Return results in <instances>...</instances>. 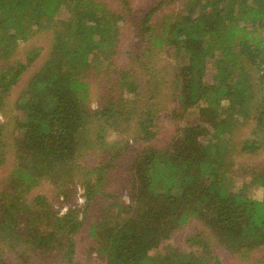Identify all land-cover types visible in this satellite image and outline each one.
Listing matches in <instances>:
<instances>
[{
  "label": "trees",
  "instance_id": "16d2710c",
  "mask_svg": "<svg viewBox=\"0 0 264 264\" xmlns=\"http://www.w3.org/2000/svg\"><path fill=\"white\" fill-rule=\"evenodd\" d=\"M64 5L70 14L59 19ZM100 6L84 0H0V61L10 58L18 41L27 42L39 32L52 35L48 58L27 79L16 100L21 112L17 155L6 186L2 187L4 178L0 181V264H8L4 251L22 259L21 264H30L32 257L45 262L52 253L72 263L73 237L83 226L84 211L69 207L60 212L52 209L45 196L37 195L29 202L28 194L44 178L75 177L74 164L82 152L102 140L101 135L95 141L84 135L101 115L106 117L97 128L104 130V126L118 125V117L130 122L138 111V84L126 80L128 74L120 77L122 91L111 106L102 114L89 109L88 69L99 60L111 64L121 19ZM159 6L146 12L142 33L148 43L155 40L154 45L181 55L176 101L186 111L183 114L196 108V116L181 127L170 150L149 146L132 161L127 216L100 230L92 223L88 235L97 238L102 264H221L217 258L211 262L175 248L156 256L150 252L192 218L202 221L231 253L243 255L264 248V166L251 170L250 183L263 189L262 199H255L244 192L247 184L234 187L235 171L227 161L237 149L253 153L258 148L248 141L234 144L231 139L239 124L236 118L247 121L253 115L258 85L262 102L252 119L264 131V0H187L158 37L147 35L152 28L144 27L145 22ZM249 26L258 29L250 31ZM39 54L40 49H34L25 62L0 70V111ZM155 107L150 104L139 117L144 142L156 136L150 119ZM4 126L0 123V167L5 161L1 152ZM88 184L87 205L95 196ZM107 197L114 196L107 193ZM115 205L125 208L119 202ZM188 240L207 253L200 233Z\"/></svg>",
  "mask_w": 264,
  "mask_h": 264
},
{
  "label": "rangeland",
  "instance_id": "374dc122",
  "mask_svg": "<svg viewBox=\"0 0 264 264\" xmlns=\"http://www.w3.org/2000/svg\"><path fill=\"white\" fill-rule=\"evenodd\" d=\"M84 1L100 3V10L110 9L121 17L118 21V43L116 52L111 55V64L108 65L106 60H99L94 63L93 68L88 69L86 79L90 82L89 109L92 112L102 111L100 113L102 114L104 109L111 106L112 99L118 97L122 91L120 77L123 74H128L130 77H125L126 80H132L138 84L139 95L136 103L138 111L130 122H124L121 117H118L115 120L118 125L104 126V130L97 128L103 124L102 119L106 117V115H101V118L96 120L95 126H89L84 135L92 141L96 140V136L101 135L102 140H96L91 143L92 147H88L82 152L77 160V165L74 164L75 177H63L62 180L44 178L40 185L28 194L29 202L33 201L37 195L45 196L51 203L52 209H60V212H65L69 207L84 211L81 214V217L84 216L83 226L80 232L73 237L75 252L72 263L61 259L59 254L52 253V257L45 262L32 257L30 264H102L103 258L97 251V238L88 235L90 225L93 223L100 230V227H104L108 222L111 225L127 216L124 211L131 203L129 191L132 187L131 176L133 175L130 166L132 161L149 146L170 150L181 127H184L189 120L196 116V108H189L188 113L183 114L186 111L181 107L180 102L176 101L180 90L175 85V77L178 67L183 63L181 55L154 45L155 40L148 43L147 36L142 33L141 29L143 27L142 19L146 12L160 5L144 25V27L151 26L152 28V31L147 35L153 34L158 37L164 24L173 21L175 15L184 9L187 0ZM69 14L68 6L64 5L58 18L64 19ZM247 28L252 31V29H258V26ZM51 36L49 32H39L35 33L27 42L18 41L10 58L7 61H0V70H2L17 61L25 62L29 52L40 49L38 58L23 74L0 111V123L5 124L2 133L5 145L1 148V152H4L3 155H5V161L0 167V181L2 178L5 180L2 182V187L7 184L17 155L15 144L16 138L19 136L18 121L21 119V112L15 107L16 100L24 89L27 79L48 58L52 43ZM155 86H157V91H153ZM261 88V85L255 87L254 93L257 102L253 103L251 111L253 115L247 121H244L243 117H237L239 124L234 127L231 136L234 144L248 141L258 148L253 153L240 152L237 149L227 159L230 169L235 171L233 172L234 187L239 188L243 184H247V191L244 192L255 199L263 197V189L250 183L251 170L253 168L260 170L264 166V131L262 132V126L255 124L252 119L256 114L254 109H259L262 102ZM156 92L155 100H151ZM153 103L156 104V107L152 110L150 119L153 123L151 130L156 132V136L153 140L144 142L141 140L142 132L138 121L139 117L144 116L145 109ZM223 104L228 105V102L225 101ZM180 114L183 116L178 117ZM98 173L102 174L101 180L98 179ZM88 182L95 192L89 205L86 204L85 190L89 185ZM107 193L113 194L114 197L108 198ZM64 194L68 197L64 198ZM115 202L123 204L125 208H117ZM196 233H200L208 248L207 253H204L201 247L190 244L188 239ZM167 248H175L185 253H196L197 256L208 257L211 262L217 258L221 264H264V248L247 251L243 255L231 253L220 246L213 232L196 218H192L150 254L154 256L164 254ZM3 258L8 264H21L22 260H18L14 254L7 251H4Z\"/></svg>",
  "mask_w": 264,
  "mask_h": 264
}]
</instances>
